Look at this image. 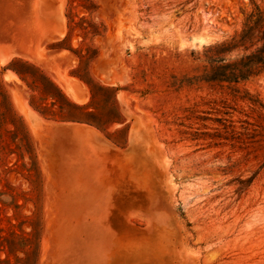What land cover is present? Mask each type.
Masks as SVG:
<instances>
[{"label":"rangeland","instance_id":"obj_1","mask_svg":"<svg viewBox=\"0 0 264 264\" xmlns=\"http://www.w3.org/2000/svg\"><path fill=\"white\" fill-rule=\"evenodd\" d=\"M252 1L0 0V264H264V75L201 78Z\"/></svg>","mask_w":264,"mask_h":264},{"label":"trees","instance_id":"obj_2","mask_svg":"<svg viewBox=\"0 0 264 264\" xmlns=\"http://www.w3.org/2000/svg\"><path fill=\"white\" fill-rule=\"evenodd\" d=\"M243 19L229 36L203 49L208 63L201 78L235 89L240 83L264 75V4L252 1ZM247 95L243 98L255 101ZM262 107V105L260 104Z\"/></svg>","mask_w":264,"mask_h":264},{"label":"water","instance_id":"obj_3","mask_svg":"<svg viewBox=\"0 0 264 264\" xmlns=\"http://www.w3.org/2000/svg\"><path fill=\"white\" fill-rule=\"evenodd\" d=\"M53 2H54L53 7H55L56 0H53ZM52 11H54V9ZM54 21L55 20L49 19V24L51 25L54 24L55 23ZM58 81L64 84V80L61 78L60 75H58ZM99 148H100L99 152L102 155L103 163L107 171L108 170L112 171L114 169L113 167L110 166L112 164L111 160L122 161V160H127L133 156V153L130 150L119 149L107 142L100 143Z\"/></svg>","mask_w":264,"mask_h":264}]
</instances>
